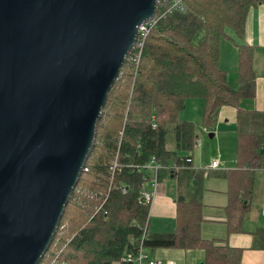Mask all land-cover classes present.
<instances>
[{
  "label": "trees",
  "instance_id": "1",
  "mask_svg": "<svg viewBox=\"0 0 264 264\" xmlns=\"http://www.w3.org/2000/svg\"><path fill=\"white\" fill-rule=\"evenodd\" d=\"M262 3L183 0V10L157 9V23L143 39V47H133L108 94L93 149L39 264L55 256L59 264H130L123 257L142 242L147 249H202L207 264L239 263L240 249L201 236V193L196 188L190 193L188 186L198 172L192 156L179 153L194 150L197 126L181 113L188 99H204L202 126L210 131L222 107L237 108L238 168L227 173L226 211L230 230H240L250 208L255 172L264 166V119L241 107L243 99L257 93L253 45H238L235 88L220 67V42L228 30L244 36L249 12ZM172 142L175 148L170 147ZM153 157L164 166L159 181L164 173L178 178L173 233L148 232L149 204L142 192L152 186L145 166Z\"/></svg>",
  "mask_w": 264,
  "mask_h": 264
},
{
  "label": "water",
  "instance_id": "2",
  "mask_svg": "<svg viewBox=\"0 0 264 264\" xmlns=\"http://www.w3.org/2000/svg\"><path fill=\"white\" fill-rule=\"evenodd\" d=\"M157 3L0 0V264L47 253Z\"/></svg>",
  "mask_w": 264,
  "mask_h": 264
},
{
  "label": "crops",
  "instance_id": "3",
  "mask_svg": "<svg viewBox=\"0 0 264 264\" xmlns=\"http://www.w3.org/2000/svg\"><path fill=\"white\" fill-rule=\"evenodd\" d=\"M227 32L228 35L222 38L220 42V67L229 73L228 79L230 84L238 88L239 80L236 72L238 69V45H253L254 67L257 74V93L255 98L243 99L241 107L248 112H259L264 119V3L249 12L244 36H238L232 30H228ZM204 105L205 102L202 98L188 99L181 117L191 121L194 119L192 115L195 113L199 116V121L203 116ZM200 109L202 110L201 112L199 111ZM237 117L236 107L230 105L224 106L219 111L215 127L210 131L206 129L209 131V136L213 135V137L210 136L211 138L215 137L214 130L216 128L218 131H232V135L229 132L228 134L231 146L236 153V160L228 161L223 166L221 161H219V165L216 168L209 166L207 170L196 167L194 152L200 138L199 130L203 126L202 122L199 125L198 121L195 123L194 120L191 122L197 126L195 148L192 152L180 151L179 153L180 155H191L194 170L198 172V176L193 181H190L188 186H190V193L195 188L199 189L201 193L200 197L203 202L202 212L204 217V221L201 224V236L204 239L214 241L216 245L224 246L227 244L231 248L240 249L241 257L238 264H264V166L259 167L255 172V183L250 208L245 214L243 222L238 225L240 230L231 231L228 223L226 206L228 205L230 181L227 173L238 168L237 143L239 144V134ZM255 120L260 119L256 118ZM170 147L175 148L173 142L170 143ZM213 159L211 158L209 164H212ZM199 177L200 180L197 181ZM207 179L209 180L206 183ZM178 186V178L173 174L164 173L162 180L159 181L158 191L152 204L149 206V233H173L176 231ZM159 249L162 250L159 253L156 252V249H148L150 256L153 257V254L156 253L164 257L163 253L167 250L172 251L173 255L177 253L171 250L172 248ZM191 250L193 249L184 251L188 252ZM197 253L193 255V261L197 264L199 261H202L201 264H207L205 263V251L202 250ZM173 255H169V258H172ZM164 261L176 264L172 260L165 259Z\"/></svg>",
  "mask_w": 264,
  "mask_h": 264
},
{
  "label": "rangeland",
  "instance_id": "4",
  "mask_svg": "<svg viewBox=\"0 0 264 264\" xmlns=\"http://www.w3.org/2000/svg\"><path fill=\"white\" fill-rule=\"evenodd\" d=\"M199 111L201 112L202 110L200 109ZM192 116H193L192 118H194L192 120H194L195 123H197L199 116L196 115L195 113ZM201 122H202V119L198 121L199 125H201ZM202 128L199 130L200 138L197 144V148L194 152L196 167L207 170V168L211 166V164H209L211 162L210 161L211 158L212 159L214 158L213 160L218 161V162L221 161L222 166L228 161L236 160V155H235L236 153L234 151V148L231 146V143L229 140V134L232 135V131H228V130L218 131L216 128L214 130L215 137L211 138L209 136V131L206 130L207 128H204V127ZM237 146H238V143H237ZM209 179L206 180V183L208 182ZM228 202H229V197H228ZM148 204L150 206L152 202ZM75 228H78V226H75ZM156 250H157L156 252L158 253L162 251L161 249H156ZM171 250L177 252L174 254L175 256L173 255L172 251L167 250V251H164L163 253L164 257L156 253L153 254V257L163 259V260L165 259L172 260L176 264H197L196 262L193 261L192 257L193 255L198 254L197 252L202 251L200 249H193L191 251L186 252L184 250L174 249V248H172ZM58 253L60 252L58 251L56 254ZM169 255H173L172 258H169ZM57 259H59V256H55L53 257L52 260H48L47 264L51 263L52 261H53L52 264H59V261H57ZM201 263L202 261L198 262V264H201ZM116 264H118V262Z\"/></svg>",
  "mask_w": 264,
  "mask_h": 264
},
{
  "label": "built area",
  "instance_id": "5",
  "mask_svg": "<svg viewBox=\"0 0 264 264\" xmlns=\"http://www.w3.org/2000/svg\"><path fill=\"white\" fill-rule=\"evenodd\" d=\"M163 8L166 9V11H173V10H183V0H158L157 3V9ZM157 23L156 15L155 17L148 21L143 23L139 27V35L137 42L134 46H137L138 48L143 47V39L148 34L149 29L154 26ZM139 54L135 57V61L138 62L139 60ZM219 165L218 161H213L211 164V167L216 168ZM146 169L149 170L151 173L152 179V186L149 190H144L142 192V198L146 203H151L157 193L158 185H159V171L164 168L163 164L160 163L155 157L152 158L151 162L145 166ZM153 190V191H152ZM126 257H123V261H126L130 264H173L169 261H164L162 259H156L150 256L148 249L143 245V242L140 243L139 247L132 251H127ZM66 264V263H62Z\"/></svg>",
  "mask_w": 264,
  "mask_h": 264
},
{
  "label": "bare ground",
  "instance_id": "6",
  "mask_svg": "<svg viewBox=\"0 0 264 264\" xmlns=\"http://www.w3.org/2000/svg\"><path fill=\"white\" fill-rule=\"evenodd\" d=\"M128 57V56H127ZM127 59V58H126ZM116 163V162H115ZM60 227V226H59ZM123 260V259H122Z\"/></svg>",
  "mask_w": 264,
  "mask_h": 264
}]
</instances>
